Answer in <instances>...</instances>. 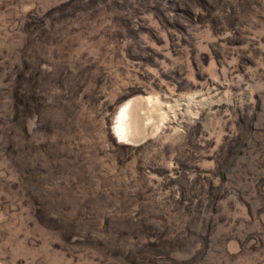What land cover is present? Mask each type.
<instances>
[{"label":"rangeland","instance_id":"rangeland-1","mask_svg":"<svg viewBox=\"0 0 264 264\" xmlns=\"http://www.w3.org/2000/svg\"><path fill=\"white\" fill-rule=\"evenodd\" d=\"M0 264H264V0H0Z\"/></svg>","mask_w":264,"mask_h":264},{"label":"bare ground","instance_id":"bare-ground-1","mask_svg":"<svg viewBox=\"0 0 264 264\" xmlns=\"http://www.w3.org/2000/svg\"><path fill=\"white\" fill-rule=\"evenodd\" d=\"M136 102L130 100L122 107L115 128L117 135L131 143L137 142L138 138L147 134L144 120L140 115L141 109Z\"/></svg>","mask_w":264,"mask_h":264},{"label":"water","instance_id":"water-1","mask_svg":"<svg viewBox=\"0 0 264 264\" xmlns=\"http://www.w3.org/2000/svg\"><path fill=\"white\" fill-rule=\"evenodd\" d=\"M145 137H146V135H145V136H142V137H140V138H138V139H137V142L142 141ZM137 142H136V143H137Z\"/></svg>","mask_w":264,"mask_h":264}]
</instances>
